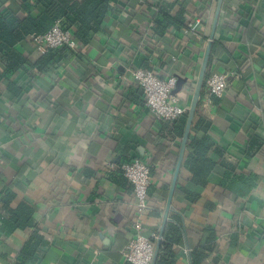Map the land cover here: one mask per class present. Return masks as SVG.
<instances>
[{
    "label": "crops",
    "instance_id": "crops-1",
    "mask_svg": "<svg viewBox=\"0 0 264 264\" xmlns=\"http://www.w3.org/2000/svg\"><path fill=\"white\" fill-rule=\"evenodd\" d=\"M115 1L120 9L108 14L102 29L89 43L77 41L76 49L57 56L51 72L12 76L22 97L16 99L0 82V212L8 216L2 196L12 192L13 207H35L34 221L48 242L26 264H131L122 250L134 236L137 211L133 184L120 164L133 158L153 169L149 206L140 216L145 232L160 235L164 224L183 136L173 122L149 112L130 67L147 61L161 76L176 75L173 92L189 108L218 1L209 10L204 0L178 1L172 13L186 1L203 23L196 34L170 26L172 39L166 41L154 38L149 17H130L131 1ZM154 1L142 0L141 9L151 14ZM215 42L208 66L234 74L226 93L211 103L206 83L202 89L197 110L212 125L204 132L192 124L190 136L210 139L209 157L217 165L206 186L195 185L184 165L186 147L167 220L181 217L175 260L194 264L195 248L214 230L213 250L199 264H264V0H229L210 58ZM19 49L32 63L43 55L32 37ZM252 137L262 141L260 147L249 148ZM180 185L198 199L178 194ZM32 231L0 234V264L14 263Z\"/></svg>",
    "mask_w": 264,
    "mask_h": 264
},
{
    "label": "trees",
    "instance_id": "trees-1",
    "mask_svg": "<svg viewBox=\"0 0 264 264\" xmlns=\"http://www.w3.org/2000/svg\"><path fill=\"white\" fill-rule=\"evenodd\" d=\"M126 1L128 3L131 1L129 3L131 7L130 17L134 20L142 21L149 17V20L152 22V34L156 40H171L172 38H169L168 32L170 26H175L176 28L186 27L187 21L194 18L191 15L192 12L185 7L186 1L183 3V7L174 13H172V10L180 0L154 1V8L151 14L141 9L142 0H135L136 5L132 4L133 0ZM216 1L218 0H204V10H209ZM228 3L229 0L223 1L221 9L223 12L227 9ZM119 9L115 0H0V82L5 85L6 89L16 99H19L23 96V89L18 85L19 82L17 79H12V76L16 72L24 71L29 73L34 71L36 73H49L57 63V56L64 55L69 50L73 51L67 46L50 49L43 53L37 62L32 63L19 49L32 35L47 32L59 21L63 28L72 30L77 41L89 43L92 36L102 29L108 14ZM217 47L218 43L215 42L212 48L213 52L210 63L214 58V52ZM166 50H168V46L164 51L167 52ZM144 65L146 66L143 67L150 68L147 61ZM213 72H215V69L209 65L206 80ZM204 91L201 96L202 99L205 94ZM202 99H200L198 108L201 106ZM214 100H217L216 96L213 97ZM187 115L188 112L171 121L175 125L177 132L182 136L185 131ZM211 125L212 120L200 114L197 110L193 123L194 129L207 132ZM252 138L249 148L252 149L254 144H259L258 147H260L262 141L257 143L256 140L259 138ZM212 146L213 143L207 136L202 138L190 136L188 140L184 165L193 173L192 182L197 186H206L208 177L217 165V162L209 157V151ZM217 150L224 155L222 148L217 147ZM221 164L226 165L229 169L230 163H227L225 159L223 160V157ZM120 173L124 175L122 170ZM177 193L194 201L199 197L198 194L193 193L184 185H180L177 188ZM13 197L14 194L9 191L4 192L2 196V202L6 209H4V212L9 213L6 217L4 213L0 212V221H2L0 234L8 236L18 229L33 228L29 239L13 263L26 264L27 262L35 260L36 256H38L39 252L43 250L48 242L40 234L39 227L34 221L35 207L29 205L27 202H21L17 207H13ZM182 238L183 227L181 217L175 214L173 220L168 221L164 228L156 264H176L175 246L182 241ZM215 239L216 233L214 230H211L207 238V243L195 248L193 253L194 264H199L203 258L208 256L213 250Z\"/></svg>",
    "mask_w": 264,
    "mask_h": 264
},
{
    "label": "built area",
    "instance_id": "built-area-1",
    "mask_svg": "<svg viewBox=\"0 0 264 264\" xmlns=\"http://www.w3.org/2000/svg\"><path fill=\"white\" fill-rule=\"evenodd\" d=\"M203 20L195 17L187 22L185 33L196 34ZM152 22L149 23L151 28ZM36 47L45 53L50 49L67 46L76 49L77 40L70 29L62 27L56 22L50 30L42 34L32 35ZM143 52V51H142ZM173 59H177L173 57ZM131 74L141 86L146 107L157 120L173 121L188 112V107L181 103L180 98L174 94L177 84L176 75L161 76L153 69L143 66L130 67ZM232 71H215L211 73L206 85L208 92L206 100L213 102V97H222L229 87V75ZM120 169L133 184L135 195L136 218L133 222L134 236L122 250L125 260L131 264H152L158 233L146 234L140 216L148 208V191L152 180L150 165L141 158H133L122 162Z\"/></svg>",
    "mask_w": 264,
    "mask_h": 264
},
{
    "label": "water",
    "instance_id": "water-1",
    "mask_svg": "<svg viewBox=\"0 0 264 264\" xmlns=\"http://www.w3.org/2000/svg\"><path fill=\"white\" fill-rule=\"evenodd\" d=\"M223 1L224 0H218V3H217L216 12H215V16H214L213 27H212V31H211V35H210V41L208 43V47H207V50H206V53H205V56H204V59H203V63H202V66H201V70H200V74H199V77H198L197 85H196V88H195V91H194V95H193V98H192V102H191V105H190L189 110H188L185 131H184L183 140H182V144H181L180 157H179L178 165H177V168H176V173H175V176H174V180H173V183H172V186H171V191H170V196H169V199H168V207H167V210H166L164 224H163L161 232H160V237H159V239L157 240V243H156V250H155V255H154V259H153L152 264H156V260H157V257H158V250H159V247H160V244H161V241H162V237H163L164 227H165V224H166V222L168 220V213H169V210L171 208V200H172V196H173L174 189H175V186H176L178 173H179L180 166L182 164V160H183V157H184V153H185V150H186V147H187V144H188V140H189V137H190V132H191L192 124H193V121H194V117H195L196 111L198 109V105H199L201 94H202V89H203L204 84H205L207 68H208V63H209L210 53H211V47H212L213 39L215 37V31H216V28H217V24H218L220 12H221V9H222Z\"/></svg>",
    "mask_w": 264,
    "mask_h": 264
}]
</instances>
